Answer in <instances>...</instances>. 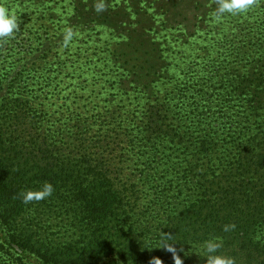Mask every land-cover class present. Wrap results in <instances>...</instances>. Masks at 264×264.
<instances>
[{
  "label": "trees",
  "instance_id": "1",
  "mask_svg": "<svg viewBox=\"0 0 264 264\" xmlns=\"http://www.w3.org/2000/svg\"><path fill=\"white\" fill-rule=\"evenodd\" d=\"M109 1L79 3L74 27L105 25ZM186 1L128 0L141 20L115 33L139 55L110 53L126 73L94 118L52 109L58 69L0 70V257L174 264L172 245L207 264L219 237L220 255L264 264V0L220 19L217 0ZM45 183L50 197L23 203Z\"/></svg>",
  "mask_w": 264,
  "mask_h": 264
},
{
  "label": "rangeland",
  "instance_id": "2",
  "mask_svg": "<svg viewBox=\"0 0 264 264\" xmlns=\"http://www.w3.org/2000/svg\"><path fill=\"white\" fill-rule=\"evenodd\" d=\"M73 1L77 3L74 4ZM85 1L0 0V4H4L16 15L19 25L13 37L0 39V70L8 69L15 73L38 71L46 66L58 69L51 75V80L43 85L44 89H47L50 100L48 103L53 105L52 109L68 107L65 111L71 109L70 111L84 114L85 117L94 118L97 106L106 98V93L116 92V76L126 73V67H121L122 60H117V54L110 53H114L115 48L122 44L120 51L127 46L125 52L129 56L139 55L128 47L127 33L117 34L115 29L121 27L129 33L130 20L140 21L141 18H128V0H111L108 4L112 12L109 13L111 19L105 25L98 26L94 23L88 30L76 28L74 26L79 23L80 15L75 9L79 3ZM91 1L94 4V0ZM185 4H188V0ZM195 6L196 3L193 4V7ZM143 18L145 19V16ZM157 19L161 20L160 17ZM105 21L107 20H102ZM68 29L72 32V38L66 44L65 35ZM110 59H113L115 64ZM16 259L17 255H2L0 262L14 264ZM117 260L119 259L115 258L103 263L113 264ZM118 264L147 263L119 260Z\"/></svg>",
  "mask_w": 264,
  "mask_h": 264
},
{
  "label": "clouds",
  "instance_id": "3",
  "mask_svg": "<svg viewBox=\"0 0 264 264\" xmlns=\"http://www.w3.org/2000/svg\"><path fill=\"white\" fill-rule=\"evenodd\" d=\"M218 7L215 13L217 19H220L225 13L229 15H240L248 12L250 9L258 5V0H217ZM104 4L100 3L96 6V11L100 12L104 10ZM19 29L17 17L13 14L8 7L4 4H0V39L13 37L15 32ZM72 38V32L70 29L66 30L65 43ZM54 191L53 186L50 183H45L42 189L38 191H27L23 194V203L27 204L35 201L44 200L52 195ZM235 225L229 224L223 227V231L228 232L234 230ZM223 242L219 237H213L202 242V251L206 255L207 264H236V260L233 257L224 256L219 254V250L222 248ZM164 249L172 253V259L174 264H183V260L180 255L177 254V250L172 245H165ZM154 264H163V261L159 258H153Z\"/></svg>",
  "mask_w": 264,
  "mask_h": 264
}]
</instances>
